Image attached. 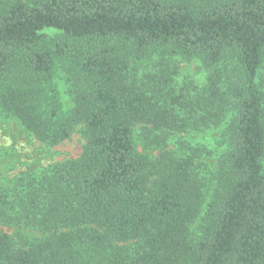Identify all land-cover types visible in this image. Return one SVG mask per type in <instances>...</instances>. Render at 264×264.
<instances>
[{
  "label": "trees",
  "instance_id": "16d2710c",
  "mask_svg": "<svg viewBox=\"0 0 264 264\" xmlns=\"http://www.w3.org/2000/svg\"><path fill=\"white\" fill-rule=\"evenodd\" d=\"M176 58L210 72L203 91H174ZM0 111L48 146L85 140L0 187V227L37 234L0 231V264H264V0H0ZM220 125L215 155L169 148Z\"/></svg>",
  "mask_w": 264,
  "mask_h": 264
},
{
  "label": "rangeland",
  "instance_id": "374dc122",
  "mask_svg": "<svg viewBox=\"0 0 264 264\" xmlns=\"http://www.w3.org/2000/svg\"><path fill=\"white\" fill-rule=\"evenodd\" d=\"M169 71L174 73L172 88L176 93L188 91L191 94L201 92L207 85V78L210 72L205 69L197 60L190 62L182 61L178 58L168 61ZM136 69L135 77L137 80L144 81L145 76L158 70L161 65L156 59L133 64ZM53 84L56 95L60 101L63 112L69 111L72 106L71 96L69 94V84L67 76L61 69H56L53 78ZM184 93V92H183ZM223 125L209 128L199 133H181L174 134L168 141L169 148L172 151L177 150V142L180 140L187 141L188 144L203 146L213 152L215 155L219 149V134ZM134 140L136 148L140 153H146L155 157V149H146L139 126L134 128ZM85 140L81 134V126L71 134L69 139L55 145L48 146L37 141L32 135L26 132L18 121L5 115L0 111V187H7L10 181L21 172H35L50 165L60 163L65 160H72L79 157L82 152ZM213 157L202 160L201 163L213 165ZM201 172H205L201 167ZM204 174V173H203ZM199 217V216H198ZM195 219L190 225L189 230L192 235L201 226V217ZM0 231L6 232L11 236L14 233L21 232L23 236L36 238L35 233L27 229H8L0 227ZM17 235L13 238L16 239Z\"/></svg>",
  "mask_w": 264,
  "mask_h": 264
}]
</instances>
